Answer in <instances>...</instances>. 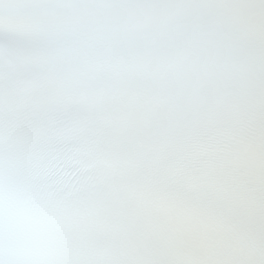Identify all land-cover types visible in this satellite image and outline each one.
Masks as SVG:
<instances>
[{
    "label": "snow or ice",
    "instance_id": "1",
    "mask_svg": "<svg viewBox=\"0 0 264 264\" xmlns=\"http://www.w3.org/2000/svg\"><path fill=\"white\" fill-rule=\"evenodd\" d=\"M0 264H264V0H0Z\"/></svg>",
    "mask_w": 264,
    "mask_h": 264
}]
</instances>
